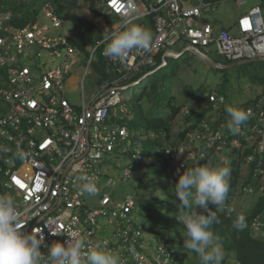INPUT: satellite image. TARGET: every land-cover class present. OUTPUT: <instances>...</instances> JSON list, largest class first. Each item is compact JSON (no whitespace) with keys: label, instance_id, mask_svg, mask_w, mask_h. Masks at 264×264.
<instances>
[{"label":"built area","instance_id":"2783aa9c","mask_svg":"<svg viewBox=\"0 0 264 264\" xmlns=\"http://www.w3.org/2000/svg\"><path fill=\"white\" fill-rule=\"evenodd\" d=\"M96 1L110 14L111 31L120 30L125 17L134 22L148 18L154 40L147 52L134 50L125 63L105 57L106 42L103 38L97 40L89 48L90 64L100 53L112 72L89 100L83 88V102L76 107L65 97L64 88L85 51L63 33L58 2L44 0L40 13L35 15L37 21L21 25L14 9L0 0V148L7 149L0 151V194L13 197L21 232L44 237V253L47 245L67 241V234H76L86 241V247L100 245L113 250L121 264H127L129 257L135 264H144L142 260L148 256L133 243L144 245L141 239L145 233L134 228L130 218L137 202L130 195L125 201L114 197L117 185L130 179L134 164L129 162L116 182L112 178L113 156L130 157L138 165L142 160L139 150L129 154L131 134L120 124L122 113L129 112L122 104V93L152 73L135 81L157 65L160 54L163 64L156 69L165 66L167 52L179 53L172 48L177 42L186 44L182 52L196 47L208 55L209 47L216 45L217 53L228 61L264 60V0H256L228 25L220 21L221 5L235 1L244 6L246 0ZM41 17L50 24L46 32L42 31ZM51 57L58 58V66L49 67ZM204 94L215 110L226 101L225 94L215 88ZM240 109L249 114V119L235 134L228 128V113L222 121L217 114L211 120L185 119L187 132L176 148L175 164L186 169L185 156L189 154L195 164L206 156V149L223 154L227 149H242L244 153L251 148L245 160L256 164L255 172L264 176V98ZM191 112L183 106L184 118ZM18 147L25 152L23 160L16 156ZM81 175L93 179L96 194L81 192ZM243 190L249 193L255 189L243 186ZM229 201L225 206L232 210V196ZM110 224L117 226L115 233L103 235ZM254 226L264 234L261 220L257 219ZM163 243L165 254L168 243Z\"/></svg>","mask_w":264,"mask_h":264},{"label":"rangeland","instance_id":"374dc122","mask_svg":"<svg viewBox=\"0 0 264 264\" xmlns=\"http://www.w3.org/2000/svg\"><path fill=\"white\" fill-rule=\"evenodd\" d=\"M4 2L6 5L11 6L8 0H4ZM256 3V0H246V5L238 6L233 1L225 2L220 7V19L223 20L225 24H229ZM42 4L43 2L41 1L35 3L31 2L29 6L35 7L38 11L37 13H40ZM88 8L89 5L87 2L80 1L76 11L86 17L85 11L88 10ZM40 23L43 32L50 29V24L47 22L46 18L41 17ZM136 23H145L147 28L152 31V22L150 19H142ZM83 29L84 25L79 21L65 20L63 25L64 34L71 40L80 39ZM52 33L55 34L54 31ZM185 46V43L177 42L172 48L181 53ZM208 55L221 63L227 62L223 56L217 53L216 45L209 47ZM100 58L99 53L96 54L94 62L90 64V53H82L79 57V63L71 70L66 80L64 95L67 100L76 107H80L83 102V88L87 100L98 93L100 89L99 86L102 81L101 72L96 69V64L99 62ZM167 61L170 63L168 67L164 68L157 76L150 77L152 82L148 87V92L144 94L140 101L137 100L136 91L142 90V85H131L130 90L123 91L122 93L124 99L122 104L129 112L122 113L120 124L126 126L131 134L129 154H135L139 150L142 156L141 163L138 165L135 160L125 156H113L112 158L114 163L112 178H114L116 182L122 177L125 168L128 167V163L134 164V166L131 167L132 174L130 179L122 181L117 185L114 191V197L117 201H125L127 196L130 195L136 200L137 205L130 213L132 225L135 227L138 224L141 229H144L145 234L142 237V242H147L148 240V247L146 246L145 248L143 244H139V247L144 251H147L149 248L150 253H155L156 245L158 242L161 244L160 252L156 255V261L148 259L144 255L145 258L142 260L144 264H161L165 261V257H170V254L173 252L172 250L166 251L164 254V248L166 249V247L163 246V242H166L165 236L168 237L167 240L169 244H174L178 249L182 246L183 229L180 221L178 220L177 231L174 230L172 225L174 218L172 208L173 192L175 193V183L178 181L179 175L184 170L186 171L193 168V160L190 155L187 154L185 159L188 162V166L183 170L176 164L170 165L173 181L171 183L172 189L169 190L166 182V172L163 167L165 159L164 148H161V152L158 154V157H156L154 153L155 146L152 144L155 138L154 133L152 131L149 133L146 131L143 119L138 120L136 114L137 107L141 105L143 110H147L148 107L162 109L165 100L173 96L177 104L187 105L191 111H193V109L202 111L208 107L209 103L204 93L210 92L212 88H215L220 94L228 93L231 95L232 99L235 100L236 98V103L238 100V102L243 104L256 97L257 94L263 92V86L258 84L256 80L264 79V61L249 62L221 69L210 66L199 54L192 51H186L179 58L168 56ZM59 63L58 58L51 57L49 67L58 66ZM85 72H87L86 75ZM83 80L84 83L81 82ZM154 81L158 83V96L156 99H153L154 96L152 97L155 85ZM214 115H216V112H207L204 114L203 119L211 120ZM184 121V117L181 114L175 117L172 124V131L168 138L169 147H175L176 142H180ZM147 139L150 142L148 153ZM232 154L233 150L227 149L225 153L213 159L211 164L213 166H227L231 170V164L235 159L237 164L243 160V152L241 156L240 153H235V156ZM119 162L122 163V168H119ZM246 165L247 163L244 164V166ZM258 183L264 186V177H259ZM258 196H260L259 192L256 193L251 191L247 194L237 189L234 196H232V211L234 210L235 213H233L235 216H249ZM191 208L180 206L178 215L190 213ZM116 228V225L110 224L109 229L104 231L103 235H113ZM165 233L166 235H164ZM256 236L260 238L264 236V234L257 232ZM133 244L134 246L137 245V243ZM154 256L155 254H153V257ZM233 264L237 263L234 262Z\"/></svg>","mask_w":264,"mask_h":264},{"label":"clouds","instance_id":"9594fccd","mask_svg":"<svg viewBox=\"0 0 264 264\" xmlns=\"http://www.w3.org/2000/svg\"><path fill=\"white\" fill-rule=\"evenodd\" d=\"M103 39L106 42L103 55L118 59L121 63L127 62L134 50L147 52L154 40L148 28L130 17L123 19L120 30L106 32ZM226 112L230 117L229 130L238 133L242 124L249 119V114L238 107H226ZM0 151L6 152L7 149L0 148ZM16 156L23 160L25 152L18 147ZM230 174L229 167L213 166L209 162L184 170L175 183V195L180 206L191 208L194 204L206 213L192 211L178 215L186 237L184 247L188 252L198 254L200 264H223L225 259V252L212 230V225L218 223L219 219L216 212L210 209L224 206L230 190ZM79 179L82 181V193L96 194L97 186L91 177L81 175ZM19 220L13 197L0 194V264H121L116 252L100 245L86 247V241L76 234H67V241H54L47 245V253H44L41 250L44 237L21 232ZM232 226L243 231L247 227L246 217L237 216Z\"/></svg>","mask_w":264,"mask_h":264},{"label":"trees","instance_id":"16d2710c","mask_svg":"<svg viewBox=\"0 0 264 264\" xmlns=\"http://www.w3.org/2000/svg\"><path fill=\"white\" fill-rule=\"evenodd\" d=\"M13 7L14 11L17 15H19V23L21 25L26 24L33 15L37 14V9L35 7H30L29 3H35L38 1L43 2L44 0H8ZM59 5V13L65 20H73V21H79L84 25V30L82 33V36L80 39H73V43L75 46H77L79 49L85 51L88 53V47L92 46L96 43L97 40L102 39L104 32L96 26L92 20L89 18L84 17L80 14V12L76 11L78 8L80 1L87 2L90 6V8L94 11H96L99 15L101 14V9L98 6V2L96 0H56ZM90 53V52H89ZM157 65L152 66L145 70V72L141 73L139 76L136 77V80H139L143 75H145L147 72L155 70L160 64H163V54H160L157 58ZM168 62V61H167ZM232 61L224 62L225 64L231 63ZM170 63L168 62L165 66H163L161 69H159L157 72L150 74L145 79L142 80V82L139 85H142V90L136 91L137 100L140 101L141 98L148 92V87L152 80L150 79L151 76H157L164 68L168 67ZM106 63L103 57L101 56L100 61L96 64V69L100 70V72L103 74L102 80L106 79L108 77V74L106 73ZM219 70V69H217ZM174 73V71H173ZM256 82L263 86V92L260 94H257L256 97L250 99V101L246 103H240L236 98L235 100L232 99L231 95L228 93H224L226 96V101L223 105V107L220 110H215L213 106L208 103V107H206L204 110L199 111L196 109H193L191 114L185 119L190 118H196L197 120L201 121L203 119V116L205 113H213L216 112L217 115L220 117V121L225 119L224 113L226 112V107H238L241 108L244 105H249L254 101H257L260 98H264V79L256 80ZM155 85L153 88V99H156L158 96V86L157 81H154ZM208 99V98H207ZM185 105L177 104L175 97H170L165 100L164 106L162 109H158L156 107H148L147 110H143L142 106L139 105L136 109V114L138 120L143 119L144 125L146 131L149 133L152 131L154 133V141H152V144L155 146L154 153L156 157H158V154L161 152V148H164V162L163 167L166 172L167 177V187L169 190L172 189V173L170 172V165L175 164V155H176V148L178 149V146L183 141L187 130H185V121H184V128L182 129L181 133V139L180 142L178 141L175 144V147H169L168 138L170 136V133L172 131V124L175 119V117L179 114H182V108ZM184 117V116H183ZM191 129V128H190ZM149 140L147 139V153L149 152ZM170 149L171 152L169 154L166 153V151ZM206 156L198 160L195 164H193V168L197 166H202L205 164H208L213 159L218 157L221 153H217L212 150H205ZM242 149L235 148L233 151V154L235 156V153H240L241 156ZM249 153H252L251 148L245 149V152L243 153V157L238 164L236 159L231 164V174L229 177V184H230V190L227 196V199L225 203H229V197L234 196L237 189H240L243 193H247L243 190V186H250L253 187L255 190L254 192H259L260 196L256 198V202L254 204V208L249 216L246 217L247 227L243 231H238L235 228H233V221L237 218L235 216L234 210L226 208L225 204L222 208L217 209L215 207H212L210 210L216 212L219 222L214 223L212 225V230L218 237V244L222 246L224 252H225V259L223 261V264H233L234 262L237 264H264V236L258 237L256 236V229L254 227L255 221L257 219L261 220L264 224V186L263 184L258 183V178L264 177L261 174H258L255 172L256 164H248L245 160V156ZM238 158V157H237ZM244 166V164H246ZM246 167V168H245ZM248 194V193H247ZM172 208H173V221L172 225L174 227V230L177 231L178 229V211L180 209V203L178 200V197H176L175 193L173 192V201H172ZM196 211L200 212L201 214H206L203 209L198 208L193 204L190 212ZM234 212V213H233ZM181 224V223H180ZM182 229L183 225L181 224ZM134 228L140 229L144 233V229H141L140 226L137 224ZM166 235V233L164 234ZM166 237V242L168 243V250H172V254H170V257H165V261L161 264H200V258L197 253L195 252H188V250L185 249V239L186 237L183 234L182 231V246L180 249L176 247L174 244H169L168 237ZM142 243V239H141ZM144 246L148 247V240L147 242L144 241ZM159 244V242H158ZM158 244L156 245V252H151L148 250L144 251L142 250L149 259H153L156 261V255L159 253ZM137 248L139 247V244L136 245ZM153 254L155 256L153 257ZM127 264H135L134 259L128 258Z\"/></svg>","mask_w":264,"mask_h":264},{"label":"crops","instance_id":"0c3cea01","mask_svg":"<svg viewBox=\"0 0 264 264\" xmlns=\"http://www.w3.org/2000/svg\"><path fill=\"white\" fill-rule=\"evenodd\" d=\"M233 2H235V1H233ZM236 4V3H235ZM89 5V4H88ZM99 7H100V9H101V14L102 15H99L96 11H94V10H92L91 8H90V6H89V8H88V10H86L85 11V14H86V18H89L90 20H93L92 22L96 25V26H98L104 33L105 32H108V31H110V29H111V27H112V25H113V22L109 19L110 18V14H108L107 12H104L103 11V8L101 7V5H98ZM12 9H13V7L12 6H10ZM221 14V13H220ZM36 15V14H35ZM35 15H33L32 17H31V21L33 20V18H36L35 17ZM17 16H19V15H17ZM20 17V16H19ZM19 17L17 18V22L19 23ZM237 18V17H236ZM235 18V19H236ZM64 19V18H63ZM234 19V20H235ZM29 20V21H30ZM233 20V21H234ZM28 21V22H29ZM220 21L222 22V23H224V21L223 20H221L220 19ZM232 21V22H233ZM33 22V21H32ZM64 22H65V19H64ZM231 23V22H230ZM229 23V24H230ZM225 24V23H224ZM63 25H64V23H63ZM225 25H228V24H225ZM84 30V29H83ZM62 31H63V27H62ZM64 33V32H63ZM103 37H104V35H103ZM73 42V41H72ZM77 47V46H76ZM91 47V46H90ZM90 47H88V53H89V48ZM184 50V49H183ZM187 51H189V50H187ZM185 53V52H184ZM183 53V54H184ZM102 55L99 53V57H101ZM202 58V57H201ZM103 59H104V57H103ZM203 59V58H202ZM105 60V59H104ZM100 61V60H99ZM262 61H264V60H262ZM105 63H106V60H105ZM106 73L108 74V77L110 76V74H111V72H112V70H111V68H109V65H108V63H106ZM100 75H101V78H103V74L102 73H100ZM69 77V76H68ZM68 77H67V79H68ZM107 77V78H108ZM106 78V79H107ZM106 79H104V80H102L101 81V83H100V86L103 84V82L106 80ZM82 83H83V81H81ZM66 83V82H65ZM100 86H99V88H100Z\"/></svg>","mask_w":264,"mask_h":264},{"label":"water","instance_id":"95a60500","mask_svg":"<svg viewBox=\"0 0 264 264\" xmlns=\"http://www.w3.org/2000/svg\"><path fill=\"white\" fill-rule=\"evenodd\" d=\"M33 22L37 21V18H33L32 20ZM187 50L192 51L196 54H199L203 60H205L210 66L214 67V68H226V67H231V66H236V65H240V64H244V63H249V62H259L262 61V58H258V59H249V60H239V61H234L231 63H221L219 61H216L215 59H213L212 57L206 55L205 53H203L201 50L197 49L196 47H190ZM184 52L181 53H175V52H167V56H173L175 58H179L183 55ZM159 69H155L152 71L151 74L157 72ZM143 78L139 81H137V83L135 84V86L139 85L142 82Z\"/></svg>","mask_w":264,"mask_h":264}]
</instances>
